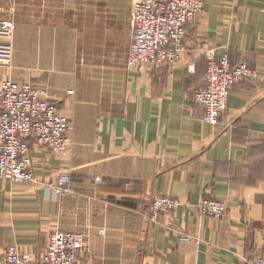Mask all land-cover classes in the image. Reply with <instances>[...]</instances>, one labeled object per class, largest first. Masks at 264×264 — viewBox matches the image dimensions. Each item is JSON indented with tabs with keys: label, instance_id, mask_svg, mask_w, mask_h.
I'll return each instance as SVG.
<instances>
[{
	"label": "crops",
	"instance_id": "obj_1",
	"mask_svg": "<svg viewBox=\"0 0 264 264\" xmlns=\"http://www.w3.org/2000/svg\"><path fill=\"white\" fill-rule=\"evenodd\" d=\"M24 1L0 0L16 24L0 84L32 80L60 105L72 150L63 156L32 143L33 168L53 184L70 173L75 192L56 200L42 184L0 179V264L11 245L41 255L56 231L88 235L82 264L264 256V0H204L186 26L181 60L147 69L127 63L133 0ZM212 55L256 71L234 85L218 125L194 101ZM155 195L180 199V214L150 221ZM206 198L227 202L222 218L200 216L195 205Z\"/></svg>",
	"mask_w": 264,
	"mask_h": 264
},
{
	"label": "built area",
	"instance_id": "obj_2",
	"mask_svg": "<svg viewBox=\"0 0 264 264\" xmlns=\"http://www.w3.org/2000/svg\"><path fill=\"white\" fill-rule=\"evenodd\" d=\"M204 0H133L130 15L131 45L127 63L142 69L178 63L185 51L186 26L201 13ZM14 8L0 6V66H10L15 33ZM256 77L246 63L231 65L228 55L209 58L205 84L194 92V101L205 109L204 120L218 125L228 107L231 90L240 81ZM69 94L73 91L69 90ZM71 121L62 114L48 90L24 79H6L0 84V179L13 183L42 184L48 196L59 200L74 193L71 175L62 172L56 184L40 181L34 173L32 143L68 155L72 150ZM180 199L156 195L146 212L157 221L162 213L177 217ZM201 217L222 218L228 210L225 200L206 198L196 205ZM149 213V215L147 214ZM100 234L105 229L98 230ZM88 235L76 231H56L41 255L22 251L17 245L7 248L3 264H82L81 251ZM189 240V237L183 236ZM244 264H264V256L250 257Z\"/></svg>",
	"mask_w": 264,
	"mask_h": 264
},
{
	"label": "rangeland",
	"instance_id": "obj_3",
	"mask_svg": "<svg viewBox=\"0 0 264 264\" xmlns=\"http://www.w3.org/2000/svg\"><path fill=\"white\" fill-rule=\"evenodd\" d=\"M29 1V2H28ZM45 2L46 5H59V4H66L69 5L71 2L78 3L79 5H92L95 0H42ZM15 2L14 0H9L8 5H14ZM25 5H32V0H25L24 1ZM16 26V24H15ZM69 94V93H68ZM156 196V195H155ZM168 196V195H167ZM153 199V198H152ZM152 201V200H151ZM151 204V203H150ZM150 206V205H149ZM149 208V207H148ZM147 211V210H146ZM149 215V213H147ZM150 221H152L149 218ZM152 222H157V221H152ZM82 259V258H81Z\"/></svg>",
	"mask_w": 264,
	"mask_h": 264
}]
</instances>
